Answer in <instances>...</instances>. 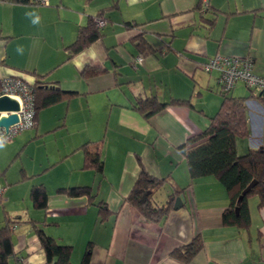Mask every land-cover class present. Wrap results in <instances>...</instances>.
I'll list each match as a JSON object with an SVG mask.
<instances>
[{
	"label": "crops",
	"instance_id": "1",
	"mask_svg": "<svg viewBox=\"0 0 264 264\" xmlns=\"http://www.w3.org/2000/svg\"><path fill=\"white\" fill-rule=\"evenodd\" d=\"M206 3L0 0V79L77 93L40 110L35 127L0 147V227L11 222L13 245L8 264H45L34 222L72 246L73 264H264V207L257 196L247 198V227L224 225L229 194L213 176L191 181L178 150L220 107L217 73L205 72V61L249 57L253 73L264 77V0ZM98 14L105 23L100 37L73 54L79 30ZM229 93L249 91L237 82ZM150 96L188 103L171 102L145 119L134 107ZM245 104L250 136L237 141L238 154L264 148V104L256 98ZM95 141L102 148L100 176L83 168L80 149ZM141 168L165 179L152 192L154 203L175 193L174 202L183 197L181 207L151 221L127 203ZM33 186L45 189V209L33 205ZM81 186L91 188L90 196L60 191ZM195 237L203 247L191 260L171 254ZM88 244L89 261L82 263Z\"/></svg>",
	"mask_w": 264,
	"mask_h": 264
},
{
	"label": "trees",
	"instance_id": "2",
	"mask_svg": "<svg viewBox=\"0 0 264 264\" xmlns=\"http://www.w3.org/2000/svg\"><path fill=\"white\" fill-rule=\"evenodd\" d=\"M205 7L207 8V6ZM96 19L103 20L104 18L102 14H98L90 20L87 26L79 30L75 42L70 46L73 54L80 52L100 37L98 26L95 23ZM137 46L139 48L146 47L143 41L137 42ZM95 72L99 73L100 70L96 69ZM31 86L35 99L34 127L40 110L77 94L75 91L58 90L52 86L46 87L35 83ZM246 88L249 94L242 97L232 96L229 93L230 91L220 92L222 97L220 107L217 113L210 118L207 128L201 133L189 137L178 146V150L184 157L191 181L201 177L213 176L224 187L230 196V200L228 207L222 213V223L237 227H247L249 225L247 208V198L249 196H257L259 208L264 207V148H250L244 154H238L236 149L238 140H246L250 136L245 104L247 99L256 98L264 104V91H258V94L255 95L252 93L254 89ZM171 102L177 104L188 103L178 99ZM170 103L160 102L156 97L150 96L144 99L140 98L134 108L145 119H148ZM80 149L83 152V168L91 169L99 176L102 175L103 157L100 141L86 142L81 145ZM164 180V178H156L150 175L141 168L132 189L125 199L126 202L148 220L158 221L164 218L173 207L176 195L175 193L170 195L169 199L160 205L153 202L152 192ZM253 180L256 181L255 185L243 197L236 213L237 198ZM60 191H65L67 194L75 192L78 195L86 196L91 194V188L88 186L73 189L63 188ZM178 193L180 192L177 191ZM30 198L37 209L46 208L47 193L43 187L33 186L30 191ZM108 212L103 207L99 210V213L103 216L107 215ZM10 224L11 222L7 221L4 226L0 227V264H8V258L13 255ZM33 226L45 254V264H73L71 262L72 246L59 244L56 239L44 232L35 222ZM202 247V240L195 237L189 244L175 249L171 254L182 262H188ZM90 252L91 244H88L82 263H88Z\"/></svg>",
	"mask_w": 264,
	"mask_h": 264
},
{
	"label": "built area",
	"instance_id": "3",
	"mask_svg": "<svg viewBox=\"0 0 264 264\" xmlns=\"http://www.w3.org/2000/svg\"><path fill=\"white\" fill-rule=\"evenodd\" d=\"M206 6V0H204ZM96 26L101 27L105 23L96 19ZM142 56L135 58L136 63H142ZM202 69L205 72H216V83L220 92H229L237 82L256 91H264V77H260L252 71V60L249 57H228L216 55L209 58ZM8 96L18 102L19 109L16 112L0 113V117L15 113L17 122L7 129L0 127V142L11 140L21 131L35 125V99L30 83L19 77H3L0 79V96ZM4 187L0 185V197Z\"/></svg>",
	"mask_w": 264,
	"mask_h": 264
},
{
	"label": "water",
	"instance_id": "4",
	"mask_svg": "<svg viewBox=\"0 0 264 264\" xmlns=\"http://www.w3.org/2000/svg\"><path fill=\"white\" fill-rule=\"evenodd\" d=\"M19 106L18 102L15 99H12L8 96H0V113H9L18 111ZM17 122V115L15 113L8 114L7 116L0 117V127L7 129L11 124ZM256 181L250 182L244 190L240 193L239 197L236 201L235 212H238V206L241 203L243 197L251 190V188L255 185ZM183 197L178 196L175 198V202L173 205V209H178L183 204Z\"/></svg>",
	"mask_w": 264,
	"mask_h": 264
},
{
	"label": "rangeland",
	"instance_id": "5",
	"mask_svg": "<svg viewBox=\"0 0 264 264\" xmlns=\"http://www.w3.org/2000/svg\"><path fill=\"white\" fill-rule=\"evenodd\" d=\"M7 142V141H5ZM5 142H0V144H6ZM250 198H256L255 196H251Z\"/></svg>",
	"mask_w": 264,
	"mask_h": 264
},
{
	"label": "clouds",
	"instance_id": "6",
	"mask_svg": "<svg viewBox=\"0 0 264 264\" xmlns=\"http://www.w3.org/2000/svg\"><path fill=\"white\" fill-rule=\"evenodd\" d=\"M0 147H3V144H0Z\"/></svg>",
	"mask_w": 264,
	"mask_h": 264
}]
</instances>
